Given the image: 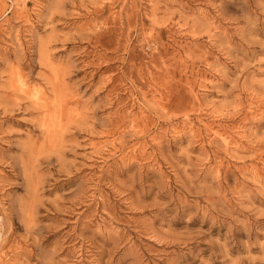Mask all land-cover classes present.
Wrapping results in <instances>:
<instances>
[{"label":"rangeland","instance_id":"rangeland-1","mask_svg":"<svg viewBox=\"0 0 264 264\" xmlns=\"http://www.w3.org/2000/svg\"><path fill=\"white\" fill-rule=\"evenodd\" d=\"M0 102V264H264V0H0Z\"/></svg>","mask_w":264,"mask_h":264},{"label":"bare ground","instance_id":"bare-ground-1","mask_svg":"<svg viewBox=\"0 0 264 264\" xmlns=\"http://www.w3.org/2000/svg\"><path fill=\"white\" fill-rule=\"evenodd\" d=\"M18 39H19V38H18ZM16 41H17V40H16ZM19 46H20V45H19ZM18 49H19V48H18ZM16 51H17V50H16ZM194 76H195V74H194ZM9 81H10V80H9ZM23 81H24V80H23ZM10 82H11V81H10ZM23 84H24V82H23ZM26 84H27V83H26ZM10 87H11V85H10ZM12 89H13V88H11V90H12ZM8 90H9V89H8ZM13 91H14V89H13ZM15 92H16V91H15ZM18 93H19V91H18ZM20 93H21V92H20ZM22 93H23V92H22ZM12 94H13V93H12ZM18 95H21V94H18ZM23 95H24V94H23ZM1 96H2V95H1ZM16 96H17V95H16ZM14 97H15V95H14ZM18 97H19V96H18ZM18 97H17V98H18ZM24 97H25V96H24ZM4 98H5V97H4ZM5 99H6V98H5ZM22 99H23V98H22ZM27 99H29V98H27ZM8 100H9V99H8ZM16 100H17V99H16ZM16 100H15V101H16ZM23 100H24V99H23ZM9 101H10V100H9ZM21 101H22V100H21ZM32 101H33V100H32ZM11 102H12V101H11ZM16 102H17L18 105H19L18 100H17ZM24 102H25V101H24ZM33 102H34V101H33ZM33 102H32V104H33ZM0 103H1V102H0ZM12 103H13V102H12ZM22 103H23V102H22ZM1 105H2V104H1ZM1 105H0V106H1ZM29 105H30V104H29ZM34 105H35V104H34ZM6 107H7V106H6ZM13 107H14V106H13ZM18 107H19V106H18ZM43 107H44V106H42V108H43ZM4 108H5V107H4ZM9 108H10V106H9ZM9 108H8V109H9ZM37 108H38V107H37ZM42 108H41V109H42ZM53 108H54V107H53ZM6 109H7V108H5V110H6ZM2 110H3V109H2ZM10 110H11V108H10ZM12 110H13V109H12ZM43 110H44V108H43ZM6 111H7V110H6ZM6 111H4L5 114H6ZM8 111H9V110H8ZM36 111H37V110H36ZM38 111H39V110H38ZM41 111H42V110H41ZM54 111H55V110H54ZM9 112H10V111H9ZM53 113H54V115H53V116H54V117H53V121H54V119H55V112H53ZM0 114H1V113H0ZM5 114H4V115H5ZM8 114H9V113H8ZM36 114H37V113H36ZM36 116H37V115H36ZM40 116H41V115H40ZM42 116H43V115H42ZM40 119H42V118H40ZM41 122H42V121H41ZM71 123H73V122H71ZM69 124H70V123H69ZM72 125H73V124H72ZM39 126H40V125H39ZM71 127H72V126H71ZM55 128H56V125H55ZM37 129H38V128H37ZM44 130H47V128L44 129ZM0 131H1V130H0ZM3 131H4V130H2L1 132H3ZM39 131H40V130H39ZM41 132H42V131H41ZM53 134H54V132H53ZM46 135H47V133H46ZM220 136H221V135H220ZM41 137H42V136H41ZM42 138H43V137H42ZM44 138H45V136H44ZM44 140H45V139H44ZM223 141H224V140H223ZM225 142H226V141H225ZM225 142H224V143H225ZM228 142H229V141H228ZM32 144H33V143H32ZM226 145H227V144H226ZM26 146H27V145H26ZM33 146H34V145H33ZM23 147H25V146L23 145ZM21 148H22V147H21ZM26 148H28V147H26ZM31 149H32V148H31ZM34 149H35V147H34ZM37 150H39V149H37ZM51 150H52V149H51ZM22 151H23V148H22ZM22 151H21V152H22ZM24 151H25V150H24ZM34 151H35V150H34ZM38 152H39V151H38ZM31 153H33V152L31 151ZM35 153H37V152H35ZM22 154H24V152H23ZM27 154H28V153H27ZM25 155H26V154H25ZM26 157H27V156H26ZM19 158H20V157H19ZM39 158H41V157H39ZM28 160H29V159H28ZM28 160H27V161H28ZM3 161H4V159H3ZM17 161H18V160H17ZM19 161H20V160H19ZM19 161H18V162H19ZM20 162H21V161H20ZM25 162H26V161H25ZM13 163H14V158H13ZM17 164H18V163H17ZM17 164H14V165H17ZM21 164H22V163H21ZM18 165H19V164H18ZM10 166H11V165H10ZM17 167H18V166H17ZM12 168H13V167H12ZM19 168H20V167H19ZM25 168H26V167H25ZM22 169H23V168H22ZM22 169H21V170H22ZM22 172H23V171H22ZM100 179H101V177H100ZM37 189H38V188H37ZM37 189H36V190H37ZM34 193H35V191H34ZM31 217H32V215H31ZM32 220H33V219H31V221H32ZM77 250H78V249H77ZM78 253H79V252H78ZM78 261H79V260H78Z\"/></svg>","mask_w":264,"mask_h":264}]
</instances>
